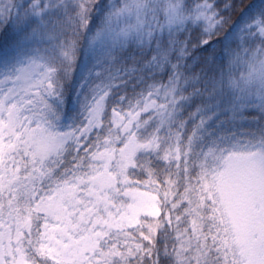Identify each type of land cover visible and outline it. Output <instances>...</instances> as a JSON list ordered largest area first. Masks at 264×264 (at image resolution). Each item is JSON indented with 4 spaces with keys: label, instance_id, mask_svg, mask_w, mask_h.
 Here are the masks:
<instances>
[{
    "label": "snow or ice",
    "instance_id": "6c2138e0",
    "mask_svg": "<svg viewBox=\"0 0 264 264\" xmlns=\"http://www.w3.org/2000/svg\"><path fill=\"white\" fill-rule=\"evenodd\" d=\"M0 264H264V0H0Z\"/></svg>",
    "mask_w": 264,
    "mask_h": 264
},
{
    "label": "trees",
    "instance_id": "16d2710c",
    "mask_svg": "<svg viewBox=\"0 0 264 264\" xmlns=\"http://www.w3.org/2000/svg\"><path fill=\"white\" fill-rule=\"evenodd\" d=\"M244 2H245V3H247V2H248V0H244Z\"/></svg>",
    "mask_w": 264,
    "mask_h": 264
}]
</instances>
